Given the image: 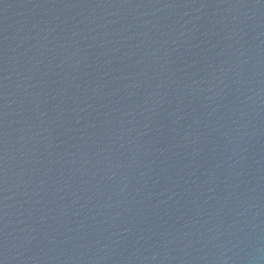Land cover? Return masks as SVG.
Segmentation results:
<instances>
[{
  "label": "water",
  "instance_id": "obj_1",
  "mask_svg": "<svg viewBox=\"0 0 264 264\" xmlns=\"http://www.w3.org/2000/svg\"><path fill=\"white\" fill-rule=\"evenodd\" d=\"M0 264H264V0H0Z\"/></svg>",
  "mask_w": 264,
  "mask_h": 264
}]
</instances>
